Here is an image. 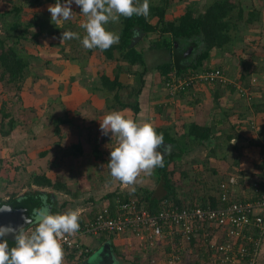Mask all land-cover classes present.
<instances>
[{
    "label": "rangeland",
    "instance_id": "374dc122",
    "mask_svg": "<svg viewBox=\"0 0 264 264\" xmlns=\"http://www.w3.org/2000/svg\"><path fill=\"white\" fill-rule=\"evenodd\" d=\"M150 1L160 4L164 0ZM209 1L167 0L168 6L164 14L166 19L175 18L186 6H190L194 12H201ZM238 1L242 8L243 18L235 21L237 29L234 32L233 46L228 45V50L226 48L219 51L211 49L207 58L202 60L200 67L211 66L219 68L223 73L224 82L211 83V88L217 87V85L218 87L221 86L220 88L222 89L225 88V100H229V102H232L230 99L231 94L236 95L238 93L237 96L241 100L236 113L238 111L245 113L248 116V121L251 118L253 119V117H259V119L256 118V121L263 130L264 0ZM12 3L16 5L19 0H13ZM61 3H64V1H61ZM50 5L53 4H34L38 11H46L51 15L48 11ZM29 6L30 4L25 6L27 10H25L26 15L23 14L24 22L27 21L28 14L33 13L32 10H28ZM71 7L74 13L70 20L61 21L52 28L50 24L53 22L50 20L48 24H44L43 28L46 27L52 30L59 28L61 34L65 30H71L77 32L80 39L61 41V34L58 33L53 39H39L40 42L34 43L32 41L33 45L26 44L25 53L29 55V58H27L28 77L18 87L0 80V175L11 174L14 160L19 163L21 161L22 164L27 163L25 164L26 167L30 163L39 169L37 173H41L40 169L45 170L46 168V173L50 179L63 181L69 191L67 193L61 190L54 191L51 187H48V195H54L51 196L52 199H49L48 205L50 209L51 207L55 208V213L74 209L78 204H84L85 208L101 207L107 204L106 195L108 193L125 189L130 190V188L138 186L146 187L152 191L156 189V197L160 198L164 190L160 183L153 179L152 174L142 173L134 186H125L114 180L110 175L107 163L110 160V151L117 145V138L112 136L111 133L108 135L102 134L100 121L103 120L107 113L114 110L122 111L129 118L134 115L128 108L119 109L117 104H114L115 108L108 106L114 103V99L111 93L106 95L107 98H105V94L100 89L98 75L103 73L112 77L113 69L106 60H101L98 57L95 49L83 47L81 41L86 32L81 25L85 22L86 17L83 16L81 8L74 2ZM252 9L258 11L259 18L252 22H245L246 13ZM154 21L155 18L150 19V22ZM64 23L66 26H63ZM34 30L35 28H31L27 31L32 33ZM140 36L136 41L140 39ZM154 37V33L148 34V39ZM67 62L68 65L66 66ZM74 63L78 64V66L70 70L69 75L66 76L65 72ZM156 64L150 61L146 62L147 71L142 76L143 82L141 86L138 83L139 74L143 70L141 67L131 66V71L137 70L135 74L130 71L122 72L118 77L121 83V87L118 89L119 98L121 101L133 102L135 100L141 106L139 116L142 117H133V119L141 121L146 118L154 126L164 127L168 125L169 133L178 138V134L181 131L180 125L184 119L178 118L176 109L177 111L181 109V113L185 112L184 108H179V100L190 101L192 104L196 97L193 94V90L197 86L206 84L193 85L191 88L186 89L183 95H179L180 97L174 95L171 98H167L171 105L167 104V110L165 108L162 115L168 116L160 118L151 116L152 118L147 119V112L151 113L154 109L149 102L154 99L155 95L160 93L159 89H155V86L158 87L159 85V79L161 80V76H157V70H155ZM92 71H95V75H93ZM77 85H82L86 90L92 91V94L100 99V104L93 106L90 103V100L92 101L91 98L81 104L74 103L75 97L69 95L72 93L71 90ZM92 85L94 86L92 87ZM227 85H237L235 86L238 90L236 94L234 92L228 95ZM252 86L257 88L252 89L254 91L250 93L248 87ZM136 88H139V93L135 96L133 92ZM93 95H90V97ZM66 101H69L68 104L73 107L72 109L70 108L71 106L66 104ZM215 101L216 99L212 100V103H215ZM258 103H261V106L254 107ZM57 117L62 119V121H57ZM9 120H12L14 126L7 135L2 134L1 132L8 128ZM177 120L178 122L176 123ZM242 122V124L249 123L246 118H243ZM225 126L223 135L227 133L237 134L236 130L232 128L230 120H227V123L224 124ZM246 130V140L244 139L245 142L240 144L237 149L227 146L223 135L217 136L220 138L213 136V139L210 138L208 141H204L205 145H196L194 147L190 146L188 140L183 139L185 149L178 159L172 160L167 166V169L172 171L169 177L173 182L176 198L183 202L197 201L201 195L212 193L217 181L225 173L250 174L245 173L249 171L246 167H251L256 161L255 159H250L254 148L248 145L253 138L251 135L254 134V130L250 125L246 126ZM238 131L240 133L244 129ZM76 135L78 136L77 138ZM77 140L81 143L82 148L80 150H75L73 147ZM178 145H181V143L164 144L160 151L164 155L171 151L177 152L179 150ZM42 151H44V154H40ZM93 151H97V154L94 155ZM240 152L244 153L242 154L244 157L241 166L236 168L235 165H237L236 163L241 157ZM209 157L212 160L208 159ZM220 165L221 169L218 168ZM27 171L29 172L30 170ZM27 171L20 170V168L17 169V174H20V178H22L19 181L20 183L27 179ZM12 180L15 179L12 177L8 178L7 184L12 183ZM90 198H93L94 201L90 200ZM111 199L115 200L114 197H111ZM31 226L32 224L24 229L26 233L31 229ZM116 237L119 240L105 238L107 239L106 241H114L116 248L114 250L111 249L107 256L110 255L118 264H144V262L163 264L165 262V248L169 244V235L164 238L157 236L154 238L152 236L151 241L150 239L149 241L147 239H137L124 233L117 234ZM80 243L83 245L82 242ZM107 248L109 249V247ZM189 248V251L187 250L185 254H182L181 262L174 264H186L190 261H196L198 257L196 248ZM102 251H104L103 243L98 247L96 254L100 255ZM67 255L65 258L66 264H81V260L77 258L79 256L78 253L71 257L72 260L67 259ZM99 262L100 264H107V261L104 263ZM204 264L214 263L209 260Z\"/></svg>",
    "mask_w": 264,
    "mask_h": 264
},
{
    "label": "trees",
    "instance_id": "16d2710c",
    "mask_svg": "<svg viewBox=\"0 0 264 264\" xmlns=\"http://www.w3.org/2000/svg\"><path fill=\"white\" fill-rule=\"evenodd\" d=\"M37 3L54 5L56 0H19V4L14 5L9 10L0 13V17L2 19H9V22L6 23L3 29L4 34L0 35V80H2L4 83H11L16 87H18L20 83H22V81L28 77L27 58H29V55L25 53V48H27L25 45H33L37 41L40 42L39 39H53L58 33L61 34L59 28L53 30L46 27L43 28L44 24H48V21L51 20V15L46 11H38V9H36L37 7L34 6V4ZM149 3L150 10L147 17L142 15H133L130 18L120 17L119 22H110L108 25H106L108 30L116 32L119 35V43L114 44L107 50H100L99 48L95 49L102 60L114 62V67L112 68V77H109L107 74L103 73L98 77L100 89L105 94V98H107L106 95L111 93L112 98L114 99V103L108 106L110 108H115L114 104H117L119 109L128 108L133 115L138 112V104L135 100L133 102L120 100L118 89L121 87V83L118 80V74L125 71H130L132 74H135L137 73V70H134V72L131 71V66L136 65V67L138 66L137 68L141 67L143 70L138 77V83L141 86V83L143 82L142 76L147 71V66L144 59V50L151 51L152 49H159L166 52L168 58L155 65L158 74L161 76V81L164 82L169 73H173L174 75L178 76V74L180 75L187 68L190 70L202 68L200 67V65H202V60L207 58L211 49L223 50L227 45H230L233 42L234 32L237 29V24L235 21L243 18L242 8L238 0H210L201 12H194L190 6H186L179 15L171 19H166V15L164 14L165 9L168 6L167 0H164L160 4L152 3V1L149 0ZM29 4L30 6L28 7V10H32L33 13H29L30 15L28 14L27 21L24 22L22 16L20 15L22 13L21 9L22 6ZM151 18H155V21L150 22ZM258 18V11L252 9L246 13L244 21L252 22ZM50 26L52 28L56 25L51 23ZM63 26H66V24L64 23ZM31 28H35L34 32L28 33L27 30ZM134 32L141 33V36L138 41L130 44ZM149 33H154L156 38L148 39ZM146 40L148 43L146 48L139 46L141 41ZM32 41H34L33 44ZM188 45H191L190 50L188 53L184 54L183 52L187 49ZM231 45H233V43ZM209 67L211 66H205L203 69H207ZM211 83L219 82L215 81ZM139 88L134 90L133 94L135 96L137 93H139ZM256 88L257 87L252 86L248 87V90ZM186 89L188 88L178 91L175 95L179 96L181 93H184ZM166 97L170 98V95H166ZM258 106L260 107L261 103L256 104V107ZM156 110L161 112L160 107L156 108ZM56 120L62 121V119L59 117H57ZM13 126L12 120H9L8 128L1 133L7 134L13 128ZM155 128L158 133H163L164 144L181 143V145H178L179 150H177V152L171 151L170 153L164 155V166L157 167L152 172L153 179L160 183L164 193L160 198H157V194H155L156 189L154 192L142 186H138L132 191L125 189L116 192H110L106 195V198L108 199V204L106 206L111 215H113L114 208L111 197L118 198L120 201L134 199L137 207L141 206L152 213L158 211L160 202L163 199H166L168 202L173 201V203L177 205L178 208L182 206H189L191 204L192 200L183 202L176 198L173 182L169 177L172 174V171L168 170L167 166L172 160L178 159L182 151L185 149L183 146L185 145V142L182 141L183 139L188 140V143L191 147L196 145H205L204 141H207L209 136H211L210 127L197 125L194 123H187L184 125L183 133H181L180 137L178 138H175L169 133V127L167 126H155ZM262 137L263 138L261 142L258 141V138L253 137L249 141L248 145L252 147L261 145V148H258V150L260 153H262L264 134ZM228 138L229 136L227 135L226 139ZM73 147L75 150H79V144L75 143ZM40 154H44V151L40 152ZM257 164L259 165V168L257 169L256 174L263 173L264 161L259 160ZM31 180L33 184L38 186H48L56 191L61 190L66 193L69 192L66 184L63 181L57 179L52 181L50 177H47L44 173H33V175H31ZM205 199H208L211 204L215 203V198L212 193L201 195L197 201L202 204L204 203ZM61 206H63V204H61ZM51 211L54 212L55 208H52ZM90 219H92V217ZM79 223L81 226L83 221L80 220ZM34 227L35 225L32 224L29 233L34 229ZM97 235L101 236L100 239L105 241L110 239V236H113L114 234L100 232ZM127 235H129V233H127ZM105 237H107V239ZM168 241L169 244L166 245L165 254L169 252H176V236L169 237ZM195 243V238H190L188 243H185L186 247L181 252L179 262L182 260V254H185L187 250L189 251V247L196 248ZM14 244L15 242L9 243V246L12 247ZM109 245L112 249L113 246L111 243ZM80 247L81 251L77 258L81 260V264H91L86 262L84 263L83 260L91 254L93 249L85 244H81ZM64 250L66 255L68 254L67 256L70 258L77 251L76 248H64ZM196 252L198 256L196 261H190L186 264H204L209 260H213L211 257H209L208 251H205L201 254L200 249L196 248ZM213 263L215 264V262ZM112 264L118 263L115 262ZM144 264L151 263L144 262ZM163 264L166 263L164 262Z\"/></svg>",
    "mask_w": 264,
    "mask_h": 264
},
{
    "label": "built area",
    "instance_id": "2783aa9c",
    "mask_svg": "<svg viewBox=\"0 0 264 264\" xmlns=\"http://www.w3.org/2000/svg\"><path fill=\"white\" fill-rule=\"evenodd\" d=\"M215 81L224 82L217 67L188 68L178 76L169 73L163 87L171 98L185 88ZM259 160L264 161V142ZM254 173H231L219 179L212 192L214 204L208 199L202 204L193 200L178 208L172 200L163 199L152 213L137 207L134 199L115 198L113 215L107 206L99 208L92 219L83 221L78 234L129 233L127 236L148 241L152 236H176V252L165 254L166 264L179 262L185 243L195 238L196 248L201 254L208 251L215 264H255L264 238V169ZM80 245L73 236L64 237V248H76L79 254Z\"/></svg>",
    "mask_w": 264,
    "mask_h": 264
},
{
    "label": "clouds",
    "instance_id": "9594fccd",
    "mask_svg": "<svg viewBox=\"0 0 264 264\" xmlns=\"http://www.w3.org/2000/svg\"><path fill=\"white\" fill-rule=\"evenodd\" d=\"M73 2L86 17L81 25L86 32L81 41L86 49L107 50L119 43V35L108 30L106 25L119 22L120 17H147L150 10L149 0H64V3L56 0L48 7L51 21L58 24L70 20L74 13ZM71 39H80V36L71 30L62 32L61 41ZM100 129L102 134L111 133L117 138V145L110 151L107 163L114 180L125 186H134L142 173L150 175L155 168L164 166V153L160 151L164 136L156 131L151 121H138L114 110L100 121ZM43 200V206L34 208L26 221L35 225L30 233L23 228L17 232L12 226H0V264H66L64 237L79 231L82 211L77 208L53 214L46 197ZM0 210L10 209L5 204ZM9 235L15 238L12 247L4 239Z\"/></svg>",
    "mask_w": 264,
    "mask_h": 264
},
{
    "label": "crops",
    "instance_id": "0c3cea01",
    "mask_svg": "<svg viewBox=\"0 0 264 264\" xmlns=\"http://www.w3.org/2000/svg\"><path fill=\"white\" fill-rule=\"evenodd\" d=\"M12 2H13V0H0V13L3 11L9 10L12 6H14L15 3H12ZM25 10H27V7L22 6V9H21L22 15L20 14L22 16V18H23V14L26 15ZM8 20L9 19H6V18L2 19L0 17V35L4 34L3 29L6 25V23L9 22ZM154 38H156V35ZM147 44H148L147 41H146V43H145V41H141L139 43V46H141L142 48H146ZM227 46H226V50H228V48H229ZM183 53L184 54L188 53L187 49L184 50ZM98 57L101 58L99 55H98ZM167 58H168L167 54L163 50H159V49H156V50L152 49L151 51L144 50L145 62L150 61V62H154V63L158 64L159 62L166 60ZM106 61L111 65L112 68L114 67L113 61H109V60H106ZM65 62H66V60H65ZM67 65H68V62L66 63V66ZM76 66H78V65L74 63L73 66H71V68L65 72V75L68 76L69 71L73 70V68H75ZM92 73H93V75H95V71H92ZM96 73H97V71H96ZM119 75H121V73L118 74V77H119ZM157 76L160 77V74H158V71H157ZM160 84L163 85V82L159 79V85H158V87L155 86V89H159L160 93H158V95H155L153 100H150L149 103L153 106L154 109H153V111H151V113L147 112V115H146L147 119L152 118L151 116H153L154 118H160V117L168 116V115L163 116L162 112L165 110L167 104L171 105V102L167 99L164 87L162 85L160 86ZM226 84H230V83H226ZM93 86L94 85H92V87ZM227 86L228 87H226V88L228 90V92H227L228 95L231 93H234V92L236 94V91H238L237 88L235 87L237 85H227ZM220 87L221 86L218 87V85H217V87L211 88L210 83L206 84V85H201L199 87L197 86L196 89L193 90V94L196 97L193 100L192 104L190 103V101L184 102V101L179 100L180 106L179 105L178 106H179V108H184L185 112L181 113V109L178 111L176 109V114L178 115V118L184 119V121L181 122V125H180L181 131L179 132L178 137H180V134L183 133L184 125H186L187 123H194L197 125L209 126L211 136H209L208 140L210 138L213 139V136L217 137V136L223 135V133L225 132L224 130L226 128V126L224 127V124L227 123V120H230L231 126L233 129L236 130L237 134L227 133L226 135H223V138H225V139L227 138V135L229 136V138L225 140L227 146H231L232 148L237 149L240 146V144L244 143L245 142L244 139L246 137L245 134H247L246 133L247 132L246 126H248V125H250V127L253 128V130H254L253 131L254 134H252L251 136L258 138L259 139L258 141L261 142L262 138H263L262 133H264V132H263V130H261V125L257 124L256 120L259 119V117H256L257 119L255 117H253V119L251 118V120L248 121V116L245 115V113H241V111H238L236 113V110H238V105H239L240 100H241L240 97L237 96L238 93L236 95L231 94L230 99L232 102H229V100L228 101L225 100L226 99L225 88L222 89ZM71 91H72V93L69 96L75 97L74 103L77 102L78 104H81L83 101H85V100L87 101L90 98L92 99V101L90 100V103L93 104V106L94 105L97 106V104H100V102H101L100 99H98L95 95L92 94L93 93L92 91L86 90L82 85L81 86H79V85L75 86ZM251 91H254V90H250L249 92L251 93ZM183 94L184 93H181L180 96ZM90 95H93V96L90 97ZM215 99H216L215 103H212V100L214 101ZM173 100H175V99H173ZM68 103H69V101L68 102L66 101V104H68ZM68 105L71 106L70 104H68ZM159 107L161 108V110H160L161 112H158L156 110V108H159ZM255 107H256V104H255ZM70 108L72 109L73 107L71 106ZM166 110H167V108H166ZM86 112H88V111H86ZM140 112H141V106L138 104V112L133 117L134 118L142 117V116H139ZM242 115H244V116L242 117ZM133 117H132V119H133ZM243 118L244 119L246 118L247 122H249L250 124L249 123L247 124L246 122H245L246 124H242ZM145 120H146V118H145ZM177 122H178V120L176 121V123ZM173 123H175V122H173ZM166 126L168 127V125H166ZM240 129L241 130L244 129V131H241L240 133H238L239 132L238 130H240ZM77 137L78 136L76 135V138ZM217 138H220V137H217ZM76 143L79 144V150H80L82 148L81 143L78 140L76 141ZM253 148H254V151L252 153V157L250 156V159H252V160L255 159L257 162L255 161L251 167H246L247 169H249V171L245 174H248V173L253 174L259 168V165L257 163L259 162V155L258 154L260 153V151L258 150V148H261V145L260 146L259 145L253 146ZM241 149H244V148L242 147ZM93 152H94V155L97 154V151H93ZM242 154H244V153L240 152L241 157H239L238 163H236L237 165H235L236 168H239V166H241V164H242L243 157H244V155H242ZM208 159H211V157H209ZM12 164L14 166L12 167L13 170H12L11 174L8 173L7 175H4V174L0 175V205L7 202V200H9V199L10 200L13 198L19 199L21 197L23 199H25V197L26 198L30 197L31 199H37L38 197H41L42 200H43V198L46 197L47 204H49V199H52L51 196H54V195L53 194L48 195V186L42 187V186L35 185L32 183V180H31V175H33V173L37 174L39 169H37L35 166L31 165L30 163H28V167H26L25 164H27V163L22 164L21 161L19 163V162L14 160L12 162ZM16 165H18V166H16ZM31 166H33V167H31ZM46 167H48V166H46ZM18 168H20V170H26V171L30 170L29 172L27 171L28 177H27V179H24L23 183L19 182L20 180H22V178H20V174H17V172H16ZM218 168L221 169L222 168L221 165L218 166ZM215 170H217V169H215ZM40 171H41V173H44L47 177H49L48 174L46 173V171H47L46 168H45V170L40 169ZM217 171H219V170H217ZM221 175H223V174H221ZM225 175H226V173L224 174V176ZM11 177L14 178L15 180H12V183L7 184L8 178H11ZM133 188L135 189V187H132V188H130V190L132 191ZM54 191H56V190H54ZM23 199H21L22 200L21 202L25 201ZM91 199L93 200V198H90V200ZM43 202H44V200H43ZM106 205H103V206H106ZM103 206H101V207H103ZM101 207H91V208L86 207L85 208L84 204L83 205L78 204V206L75 207L73 210H75L77 208L81 209L82 214H81L80 220L86 221V220L90 219L95 214V212ZM51 209H52V207H51ZM51 212L53 214L55 213V211L54 212L51 211ZM29 231H28V233H29ZM71 236H73V238L75 237L76 240H78L79 242H82L83 244L88 245V247H91V249H93L91 254L86 259L83 260L84 263L86 262V263L100 264L99 261H101L102 263L107 261V264H112V263L116 262L115 259L113 260L110 257V255L107 256L110 253L109 251H111V248L109 245L110 243L113 246V248H112L113 250L116 248L114 241L113 242L110 240L104 241V240L100 239L101 236H99V235L78 234V232L75 235H71ZM110 238L119 240V238H117L116 235L110 236ZM106 242H107V244H106ZM102 243L104 246V251H102L101 254L98 255V254H96V251ZM105 244L108 245L109 249L107 247H105ZM103 258H105V259L103 260ZM67 259H71V258L67 256ZM255 264H264V238L261 242L259 254L257 256Z\"/></svg>",
    "mask_w": 264,
    "mask_h": 264
},
{
    "label": "water",
    "instance_id": "95a60500",
    "mask_svg": "<svg viewBox=\"0 0 264 264\" xmlns=\"http://www.w3.org/2000/svg\"><path fill=\"white\" fill-rule=\"evenodd\" d=\"M141 33H134L132 36V39L130 41V44L134 43ZM190 50V46L187 47V51ZM23 199L22 197L17 199L13 198L10 201H7L2 205L7 204L8 208L10 210H0V226H12L17 229V232L20 228L26 229L31 224H28L26 221L31 217L32 210L34 208H39L43 206V200L41 197H38L37 199H31L30 197H25L24 202H21ZM49 206V205H48ZM4 239H7L9 243L15 242L14 235H9L4 237ZM105 247H108V245L105 244Z\"/></svg>",
    "mask_w": 264,
    "mask_h": 264
}]
</instances>
